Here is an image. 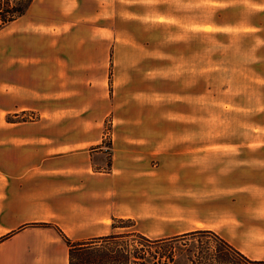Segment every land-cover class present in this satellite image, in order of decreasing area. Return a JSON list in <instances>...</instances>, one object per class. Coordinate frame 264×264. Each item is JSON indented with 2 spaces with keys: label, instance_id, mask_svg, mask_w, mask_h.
Here are the masks:
<instances>
[{
  "label": "rangeland",
  "instance_id": "1",
  "mask_svg": "<svg viewBox=\"0 0 264 264\" xmlns=\"http://www.w3.org/2000/svg\"><path fill=\"white\" fill-rule=\"evenodd\" d=\"M72 1L68 21L44 4L47 30L0 31V115L51 119L56 166L87 167L89 200L114 217L89 205L83 233L198 228L264 264V0ZM32 83L50 96L4 113Z\"/></svg>",
  "mask_w": 264,
  "mask_h": 264
},
{
  "label": "crops",
  "instance_id": "2",
  "mask_svg": "<svg viewBox=\"0 0 264 264\" xmlns=\"http://www.w3.org/2000/svg\"><path fill=\"white\" fill-rule=\"evenodd\" d=\"M58 2L63 6L53 9L54 19L58 18L59 10L68 21V10L76 9L70 6L72 0H34L26 13L13 22H17L18 32L29 31L26 24L32 23L33 28L49 29L48 9L44 4ZM229 2L212 0L216 4L214 9H232L224 5ZM256 8L264 9V4L257 2ZM28 71L34 72L33 68ZM23 87V92L18 91L16 97H12L16 106L2 110L4 113L25 116L38 107L42 98L50 96V93L37 91L34 83ZM47 121L51 119L8 122L0 115V264H67L64 241L43 224L57 226L66 237L76 241L111 233L108 230L90 236L83 233L90 221L89 205H93L91 210L95 208L98 220L106 216L111 220L113 210L96 206L99 200H95L97 203L89 200L87 167L74 166L73 158H68V166H56L55 159L48 155L49 145L42 143L46 136L40 122ZM73 179L78 181L76 185ZM42 234L49 240L42 241Z\"/></svg>",
  "mask_w": 264,
  "mask_h": 264
},
{
  "label": "trees",
  "instance_id": "3",
  "mask_svg": "<svg viewBox=\"0 0 264 264\" xmlns=\"http://www.w3.org/2000/svg\"><path fill=\"white\" fill-rule=\"evenodd\" d=\"M34 0H0V31L22 17ZM52 228L67 247V264H261L249 261L227 241L209 230L149 239L133 232L110 233L76 241ZM117 227L112 225L111 229Z\"/></svg>",
  "mask_w": 264,
  "mask_h": 264
}]
</instances>
